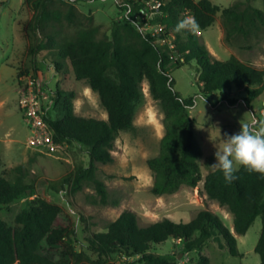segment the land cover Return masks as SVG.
Listing matches in <instances>:
<instances>
[{"label":"trees","instance_id":"trees-1","mask_svg":"<svg viewBox=\"0 0 264 264\" xmlns=\"http://www.w3.org/2000/svg\"><path fill=\"white\" fill-rule=\"evenodd\" d=\"M81 1L95 0H23V4L34 11L29 30L41 32L47 23L61 20L72 24L74 3ZM161 1L163 6L152 23H161L166 33L175 35L173 50L159 46L155 38L140 30L144 5L139 0H116V8L125 15L123 21L112 24L109 37L99 36L98 26L89 27L56 48L55 72L63 69L59 61L67 60L75 80L85 81L97 93L107 114L106 120L77 116L72 104L74 94L54 90L55 105L46 115L54 141L78 144L89 157L86 167H78L70 175L69 190L79 191L84 182H89L100 203L107 204L106 187L95 177L97 164L112 163L118 134L132 130L134 117L144 102L142 83L146 81L150 96L159 103L164 126L158 155L147 160L154 178L150 193L154 197L172 195L183 186L194 189L202 181L201 193L232 215L234 234L244 235L260 217L261 232L254 251L259 264H264V176L240 167L234 173L238 179L231 183H227L218 170L202 178L197 164L201 153L193 132L195 120L189 114L194 97L183 98L175 90L171 76L174 69L194 61L199 95L207 97L218 93L221 101L233 106L237 100L229 98L228 94L235 89L245 94L243 101L252 110V104L264 94V69L254 68L235 57L217 60L195 33L181 32L184 35L181 40L175 27L186 15H191L203 31L212 26L215 15L220 12L225 41L229 42L233 36L245 39L264 31V12L248 3L243 8L236 3L221 9L209 0ZM54 5L65 6V12L50 10ZM91 20L89 18V22ZM45 49L36 45L32 49L33 56ZM55 109L61 114L60 119L52 118ZM28 173L25 167L17 166L11 170V178L0 176V206L34 194L33 185L26 182ZM59 212L58 206L37 200L16 215L15 227L7 226L0 219V264H54L42 254V244L55 247L62 243L65 233L57 226ZM169 239L180 240L184 253L201 251L213 240L231 256H240L235 236L216 214L204 209L189 222L166 218L144 227L138 224L134 212L124 210L105 232L92 234L87 247L104 260L117 254V264H177L169 256L152 252L154 245ZM199 263L208 264V258L201 255Z\"/></svg>","mask_w":264,"mask_h":264},{"label":"rangeland","instance_id":"rangeland-1","mask_svg":"<svg viewBox=\"0 0 264 264\" xmlns=\"http://www.w3.org/2000/svg\"><path fill=\"white\" fill-rule=\"evenodd\" d=\"M209 1L221 9L236 3L243 8L248 3L264 12V0ZM74 5L76 9L72 24L64 20L49 22L43 31L33 33L28 27L34 15L33 9L23 4V0H0V176L11 178V170L23 166L29 172L26 182L34 187L32 196H23L10 204L1 205L0 219L7 226L15 227V217L20 211L37 200L47 201L58 206L57 226L64 230L65 237L55 247L43 243V255L54 264H117V254L107 260L100 259L88 250L87 240L92 234L105 232L107 226L124 210L134 212L138 224L144 227L166 218L174 222H189L198 211L204 209L216 214L235 236L240 256H231L227 249H220L213 240L207 242L201 251L184 253L181 242L169 239L163 244L154 245L152 252L169 256L177 264H200L201 255L208 258V264H259L254 249L261 232L260 217L255 219L244 235L234 234L232 215L201 193L202 181L194 189L183 186L172 195L154 197L150 193L154 178L147 160L158 155L164 126L163 113L159 103L150 96L146 81L142 83L144 102L134 117L132 130L118 134L112 151V163L97 164L95 177L106 187V205L100 203L94 186L89 182H84L79 191L69 190L67 182L70 175L76 168L86 167L89 163L84 147L75 143L62 144L60 151L47 155L44 149L27 146L31 130L24 122L18 104L17 90L21 83L19 81L18 84V73L20 79L25 75L40 74L53 91L72 92L75 115L107 119L97 93L85 81L75 80L67 60L59 61L63 69L55 77H44L50 67L55 71L53 61L61 42L72 39L80 30L94 26L100 28L99 36L109 37L112 24L123 21L125 15L116 8V0L81 1ZM49 9L65 12L66 7L54 5ZM155 17L156 14L152 17L153 21ZM170 34L175 37L173 33ZM178 34L182 40L184 35L181 32ZM195 34L213 58L224 61L235 57L254 68L264 69V31L245 39L233 36L226 42L225 27L218 12L212 26ZM36 45L45 46L46 49L33 56L32 49ZM197 75L194 61L171 72L175 90L183 98L194 97V106L189 114L195 120V144L201 153L197 164L204 178L213 170L210 166L215 163L216 147L223 143L225 133H237L240 123L250 122L253 118L264 119V94L252 104L251 110L243 101L245 94L232 89L229 98L237 102L229 106L220 100L218 93L207 97L199 95ZM52 118H61L58 109L53 111Z\"/></svg>","mask_w":264,"mask_h":264},{"label":"built area","instance_id":"built-area-1","mask_svg":"<svg viewBox=\"0 0 264 264\" xmlns=\"http://www.w3.org/2000/svg\"><path fill=\"white\" fill-rule=\"evenodd\" d=\"M144 11L140 30L155 38L159 46L173 50L175 48V37L166 33L161 23L153 24L152 17L159 12L163 6L161 0L142 1ZM18 86V104L22 112L24 122L31 130L27 140V146L32 149H44L47 155L60 151L61 143L54 141L51 128L46 121V115L54 108V91L44 82L42 75L29 74L23 76ZM181 242L180 240H178Z\"/></svg>","mask_w":264,"mask_h":264},{"label":"clouds","instance_id":"clouds-1","mask_svg":"<svg viewBox=\"0 0 264 264\" xmlns=\"http://www.w3.org/2000/svg\"><path fill=\"white\" fill-rule=\"evenodd\" d=\"M175 31L194 34L199 31V23L194 16L186 15L177 23ZM214 155L215 163L210 167L220 171L227 183L238 179L234 173L239 167L264 176V119L253 118L250 122L240 123L237 133H225L223 143L216 147Z\"/></svg>","mask_w":264,"mask_h":264},{"label":"crops","instance_id":"crops-1","mask_svg":"<svg viewBox=\"0 0 264 264\" xmlns=\"http://www.w3.org/2000/svg\"><path fill=\"white\" fill-rule=\"evenodd\" d=\"M24 62H22V64H23ZM21 67V66H20ZM45 69V68H44ZM17 74V73H16ZM43 74V73H42ZM57 75V73L55 72V71H53V67H50V69L47 71V74L44 76L46 79L47 78H49V76L51 77V76H56ZM18 84H19V81H18ZM17 92H18V90H17Z\"/></svg>","mask_w":264,"mask_h":264}]
</instances>
